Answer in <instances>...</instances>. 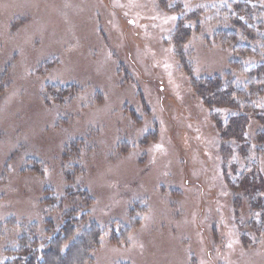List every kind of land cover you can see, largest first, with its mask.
I'll return each mask as SVG.
<instances>
[{
    "label": "rangeland",
    "instance_id": "rangeland-1",
    "mask_svg": "<svg viewBox=\"0 0 264 264\" xmlns=\"http://www.w3.org/2000/svg\"><path fill=\"white\" fill-rule=\"evenodd\" d=\"M251 66L264 77V0H0V264L69 211L100 229L90 264H264ZM233 76L238 110L197 93Z\"/></svg>",
    "mask_w": 264,
    "mask_h": 264
},
{
    "label": "trees",
    "instance_id": "trees-1",
    "mask_svg": "<svg viewBox=\"0 0 264 264\" xmlns=\"http://www.w3.org/2000/svg\"><path fill=\"white\" fill-rule=\"evenodd\" d=\"M232 31L235 33V30ZM248 39L250 40V37ZM250 42L251 44H238L234 49L243 52L242 49L244 48L254 47V43H252L251 40ZM248 68H251L252 71L250 70L248 75L246 74L244 76L250 78L254 73L257 77L256 80L260 81V79H263L261 82L264 81V77H260V72L257 71L256 66ZM199 83L200 85L197 89L199 96L216 107L223 106L231 108L233 106L234 109L238 110V105L236 106L231 103L230 95L236 94L239 99L244 102H247L253 97L244 100V96H241L240 93L241 89L236 87L233 88L235 84L238 86L242 85V83H239V78L236 76L229 77L225 80L224 78H213L200 81ZM243 88H245V86H243ZM252 91L251 89V92ZM226 123L227 127L225 131L229 134L226 133L225 136L242 142L243 134L248 124L246 117L243 115L238 117L234 116V118H229ZM262 142L264 143L263 139H260L259 142H257L258 146L262 145ZM246 180L248 181V178ZM254 186L255 182L252 184L246 183L243 191L255 196V190H258L260 187L254 188ZM256 201L261 202L262 200L257 199ZM83 215L84 214H76L73 213V211H69L67 220L64 221L58 230L56 229L55 232L51 233L50 236H41L28 226V230L20 235L17 241V251L22 252H20L22 264H90L91 249L99 243L100 229L93 221L81 226L79 220ZM37 242H42V246L39 247Z\"/></svg>",
    "mask_w": 264,
    "mask_h": 264
}]
</instances>
